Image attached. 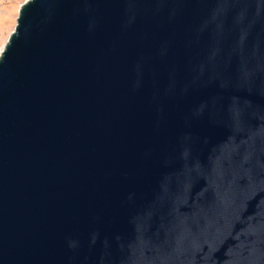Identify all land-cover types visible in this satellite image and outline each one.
I'll return each mask as SVG.
<instances>
[{"label":"water","instance_id":"obj_1","mask_svg":"<svg viewBox=\"0 0 264 264\" xmlns=\"http://www.w3.org/2000/svg\"><path fill=\"white\" fill-rule=\"evenodd\" d=\"M0 264H264V0L21 5Z\"/></svg>","mask_w":264,"mask_h":264},{"label":"rangeland","instance_id":"obj_2","mask_svg":"<svg viewBox=\"0 0 264 264\" xmlns=\"http://www.w3.org/2000/svg\"><path fill=\"white\" fill-rule=\"evenodd\" d=\"M27 0H0V53L14 30L19 10Z\"/></svg>","mask_w":264,"mask_h":264}]
</instances>
